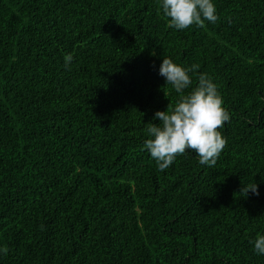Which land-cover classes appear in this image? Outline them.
<instances>
[{"label":"trees","instance_id":"obj_1","mask_svg":"<svg viewBox=\"0 0 264 264\" xmlns=\"http://www.w3.org/2000/svg\"><path fill=\"white\" fill-rule=\"evenodd\" d=\"M212 2L178 31L159 0H0V264H264V0ZM163 58L217 86L214 167L143 147Z\"/></svg>","mask_w":264,"mask_h":264},{"label":"clouds","instance_id":"obj_2","mask_svg":"<svg viewBox=\"0 0 264 264\" xmlns=\"http://www.w3.org/2000/svg\"><path fill=\"white\" fill-rule=\"evenodd\" d=\"M159 3L168 19V27L178 31L192 26L202 28L205 21L215 23L218 20L212 0H159ZM72 60L71 54L64 56V67L68 70H71ZM198 68L199 65L184 68L169 58H163L160 65L159 75L165 78L166 86L170 85L180 94L175 105L169 103L166 111L155 113L154 119L160 121L159 125L149 122L145 127L149 138L143 147L160 171L170 167L178 156L187 152L195 153L201 165L214 167L227 145L219 129L230 121V115L223 107V99L211 79L206 74H200L196 87L184 95L193 83L189 73ZM257 187L255 183L244 186L241 195L246 197L249 192L259 195ZM252 244L257 255H264V235L257 236ZM3 251L7 253L6 248Z\"/></svg>","mask_w":264,"mask_h":264}]
</instances>
